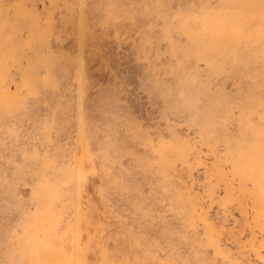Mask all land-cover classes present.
<instances>
[{
    "label": "rangeland",
    "instance_id": "1",
    "mask_svg": "<svg viewBox=\"0 0 264 264\" xmlns=\"http://www.w3.org/2000/svg\"><path fill=\"white\" fill-rule=\"evenodd\" d=\"M0 264H264V0H0Z\"/></svg>",
    "mask_w": 264,
    "mask_h": 264
}]
</instances>
